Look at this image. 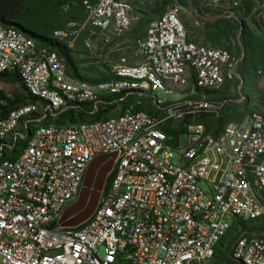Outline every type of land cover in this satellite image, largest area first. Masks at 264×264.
I'll use <instances>...</instances> for the list:
<instances>
[{"label":"built area","instance_id":"2783aa9c","mask_svg":"<svg viewBox=\"0 0 264 264\" xmlns=\"http://www.w3.org/2000/svg\"><path fill=\"white\" fill-rule=\"evenodd\" d=\"M136 1L68 2L66 9H81L85 17L53 31V39L70 47L86 34L87 56L113 75L108 80L73 77L57 51L0 24V72L17 74L36 98L0 114V264H206L230 230L237 235L233 264H264V221L260 234L250 224L264 218V90L240 123L230 119L219 128L196 121L201 112L218 114L225 104L246 100L243 56L193 40L175 1L135 37L131 54L112 59L94 40L129 34L138 21ZM238 3L228 1L222 15L240 21ZM238 35L234 47L242 46ZM234 79L240 80L236 98L201 96L226 84L233 91ZM157 89L183 97L164 100ZM144 96L153 113L127 102ZM118 103L123 110L116 117L31 130L70 110L95 115ZM191 115L195 122L185 121ZM174 117L184 119L173 125ZM18 140L25 144L9 157L6 148L15 149ZM111 152L117 154L111 178L91 216L58 226L90 162Z\"/></svg>","mask_w":264,"mask_h":264},{"label":"trees","instance_id":"16d2710c","mask_svg":"<svg viewBox=\"0 0 264 264\" xmlns=\"http://www.w3.org/2000/svg\"><path fill=\"white\" fill-rule=\"evenodd\" d=\"M81 1L82 0H79V2ZM169 1L170 0H159L158 2L154 4L153 3L150 4L149 10L146 11L145 13L140 12L141 17L129 35H131L132 37H136L140 35L142 36L144 34L142 31L144 26L147 25V23L151 19L161 16L165 12L166 7H167L166 5L168 4ZM228 1L233 2L234 0H228ZM182 3L185 5L188 4L187 0H182ZM193 3H195V8H196L197 0H193ZM28 4H29L28 0H0V24H3L5 26H12L24 32L26 35L32 37L37 43L48 46L49 48L57 51L64 58L65 63L71 75L77 79H83V80H88L91 82H96V81L108 80L112 78L113 75L109 71H107L104 67L99 68V73H98L99 75H97L96 77H87L85 74H82L79 69L78 63H77L78 58H77V55L75 54L76 49H73L72 47H70L66 41L53 39L52 37L50 36L48 37L44 34H43L44 36L38 35L37 32L32 28V26L30 25L28 21V18H30V16L33 17V13L29 10ZM226 6L227 5L218 7L217 9L214 8V9L220 15L224 13ZM236 7H237L236 9H240L241 12L243 11V14L241 15V18H240L241 22L232 17L230 18L220 17L215 22L212 23L214 25L213 26L214 29L212 30L213 32L211 36H209L210 35L209 33V35L207 34L206 37L209 38L210 40H217L218 42H221L223 40L221 44L227 45L228 43V45L221 46V47H225L228 50H230V52H233V53L237 52V55L239 57L243 56L242 62H245L244 68H245V71L247 72V75H249V65L251 64V62L246 61V52H247L246 44L247 43L245 42V40L247 38L248 33L252 34V31H250L251 28L246 22L247 21L246 16L250 15L252 17L253 22L256 24L258 29L263 34V38H257L255 34H252L253 47H254L253 64L255 66V74L253 75L252 78L255 82V77L258 76V70H260V68H263L264 70V17H263L264 0H239V3ZM197 10L199 13L202 12V10L198 9V7H197ZM209 10H210L209 8L206 9V11L208 12L214 11L213 9L212 11L211 10L209 11ZM222 20H227V23L223 26L221 25ZM231 23H234V27L236 28L234 32L235 38L237 35V31L239 32L241 31L240 41H241L242 46L237 44V46L234 47L231 43L232 40H230L231 37L229 38V34H228V32H230L229 30L232 25ZM56 29L57 28H55L54 30ZM239 73L242 76V78L245 80L244 76H247V75L242 74L240 70H239ZM0 78L8 80L9 82H18L19 87H20L19 91L18 90L14 91V93H12L10 96H7L2 90H0V98L2 100V102L0 103V114H6L10 112L11 110L21 105H24V104L36 102V98L28 94L24 84L21 83L17 74L9 73V72L8 73L0 72ZM233 81L235 83L233 91H231L230 84H226L223 88L217 91H204L203 93L201 92V96H204L213 101L215 100L221 101L228 97L236 98L238 95L237 85H239L240 80L234 79ZM246 100H247V103H246L247 105L248 97H246ZM111 106H106V107L101 108L97 114L91 115L90 117H88L87 114H84L80 111L70 110L60 115L59 117H57L54 123L63 124L68 121L75 123L78 121L99 120V119H102V116H104V114L110 110ZM235 107H236L235 102L225 104L223 108L219 110L218 115L215 116L213 114L214 115L213 117H209V116H203V114H199L196 118V121L206 123L209 126L212 123L213 124L215 123L220 128L225 122L232 119V115L235 110ZM135 109H144V110H147L148 112L153 113V110L149 108L147 105L146 106L136 105ZM61 120L63 122H59ZM47 123L48 122H45V124ZM166 130L168 132L175 133V134L178 132L170 128H167ZM24 144H25V141L18 140L15 149H13L17 151L13 152V154L9 155V157H15L20 152L19 151L20 149H18L17 147L23 146ZM110 178H111V175L109 176L107 180V184ZM232 245L233 244L227 247V251L225 252V255H224V257L228 258L227 264H233V261L231 260V258L228 257V253L230 252Z\"/></svg>","mask_w":264,"mask_h":264},{"label":"rangeland","instance_id":"374dc122","mask_svg":"<svg viewBox=\"0 0 264 264\" xmlns=\"http://www.w3.org/2000/svg\"><path fill=\"white\" fill-rule=\"evenodd\" d=\"M29 4H28V8L29 10L33 13V17L30 16V18H28V21L30 23V25L32 26V28L37 32L38 35H46V36H50L52 37L53 31L55 28H59L61 27V25L63 24V26H65V24L67 23L68 20L70 19H82L85 17V14L83 13V11L80 10H75L74 12L72 11V6H70L69 9H66L65 5L66 3L70 2V3H79V0H28ZM177 1L179 3L180 6V17L182 19V21L184 22L186 28L189 31V36L197 41L198 43L201 44H205V45H212V46H225L226 44H221L223 42V40L221 42H218L217 40H210L209 38H207V34L211 36L212 34V30L214 29V25L212 24L213 22H215L217 19H205L203 20L202 18L197 17V15L190 9L189 5H185L182 3V0H170L168 2V4L166 5L167 7H169L173 2ZM193 1V0H192ZM158 2V0H138L135 2L134 4V10H138L141 13H145L146 11L149 10L150 8V4H154ZM188 2V0H187ZM141 3V4H140ZM228 0H223L221 2H219L218 4L221 6H225L227 5ZM214 4V0H197V4H196V8L198 7V9H202L203 12H201L202 14H207L209 16L214 15L217 16L219 15V13H217V11L213 8L214 11L212 12H207L205 9H210ZM193 5L195 6V3H193ZM218 5V6H219ZM215 7L216 9L218 8ZM166 7V8H167ZM220 7V6H219ZM136 13V12H135ZM220 17H227L229 14H225L224 16H222V14H220ZM136 20V19H135ZM246 22L248 23V25L250 26L252 31V34H255V36L257 38H263V34L261 33V31L258 29V27L256 26V24L253 22L252 17L250 15L246 16ZM227 23V20H222L221 21V25H225ZM231 27H230V32H228L229 34V38L231 37L230 40L231 43L233 42V39L235 40V36H234V32L236 30V28L234 27V23H231ZM60 29V28H59ZM239 31H237L238 34ZM44 34V35H43ZM236 34V33H235ZM252 34L248 33L247 38L245 40L246 44V61L251 62V64L249 65V75H247V72L245 71L244 65L245 62H242L240 64V72L244 75L245 78V82H244V86L242 87V93L250 98L248 104L247 100L245 102H237L236 103V107L235 110L233 112L232 115V121L235 123H240L243 120H246L250 113L257 108L258 104H259V100H260V91L264 90V70L263 68H260L261 73H258V76L255 77V82L253 80V75L255 74V66L253 64L254 62V47H253V39H252ZM241 35V34H240ZM85 37V36H84ZM87 37V36H86ZM85 37V38H86ZM84 38V39H85ZM130 38V39H129ZM129 41L131 40V37L129 36ZM83 39V40H84ZM212 39V38H211ZM116 39H113L111 41L112 47H122V49L119 50H113L112 54H110V52H107L106 54H108L109 57H111L112 59H117L121 54H131L132 50L134 48V44L132 43V40L130 42H125L126 44L129 43V47L128 45L125 47V45H121V43L117 44L114 43ZM229 40V39H228ZM77 42V41H76ZM76 42H75V46H76ZM96 46L99 45H105V44H99V41H96ZM124 43V42H122ZM95 45V44H94ZM228 45V43H227ZM226 45V46H227ZM84 45H82V40L81 42L79 41V45L78 48L80 50V52H82L83 50V55L79 54L78 55V65H79V69L81 71L82 74H85L87 77H96L97 75H99V68L103 67V64L101 62H97L96 60L90 58L87 56V51L85 50V48H83ZM105 47H108L107 45H105ZM125 47V48H123ZM102 52V51H101ZM105 54V52H103ZM233 54L237 55V52H234ZM259 72V70H258ZM0 90H2L7 96H10L12 93H14V91L16 90H20L19 87V83L18 82H9L8 80L2 79L0 78ZM156 93L158 96L162 97L164 100H177L183 97V92H173L171 94H165L163 93L161 90L157 89ZM140 102V104L138 105H143V106H148L149 108L152 109V105H151V100L148 97H131L127 100L128 103H134V105H136L137 102ZM87 108H90V106L88 105ZM123 110V104L122 103H118L116 105H112L110 110L108 112H106L104 114V116H102V118H107V117H116L121 115ZM77 111V110H76ZM201 114H203V116H209V117H213L214 115H218L217 113H214L213 111H209V112H201ZM214 114V115H213ZM91 115H88V117H90ZM184 118H176L174 117V119L172 120V124L176 125V124H180L183 121ZM187 122L193 123L195 122L194 119V115L188 116L187 118H185ZM56 121V119H52V118H48L47 120L43 121V122H39V123H35L32 124L31 126V130H36L39 126L44 125L45 122L51 123L53 124ZM59 122H63L62 120ZM65 122V121H64ZM11 140L10 137L7 138V140ZM18 149H21V146L17 147ZM17 150H13V149H8L6 148V155H12L13 152H16ZM264 221V218H260L257 220H254L252 222H250V224L252 225L251 227L255 229V233L256 234H260L262 233V223ZM237 239V235L233 234V231H229L226 238L224 239V241L221 243V245L216 247V253L215 255L206 263V264H227L228 262V258L224 257L225 252L227 251V247L231 244H233ZM227 243L226 246L223 245V243Z\"/></svg>","mask_w":264,"mask_h":264},{"label":"water","instance_id":"95a60500","mask_svg":"<svg viewBox=\"0 0 264 264\" xmlns=\"http://www.w3.org/2000/svg\"><path fill=\"white\" fill-rule=\"evenodd\" d=\"M188 5L190 9L197 15V17L202 18L203 20L207 18L217 19L221 16L217 15L209 17L199 13L198 10L194 7L192 0H188ZM230 13L231 12H228V14ZM233 13L239 15L240 10H236V12ZM240 33L241 31L238 35L239 38ZM116 155V152L103 153L93 158L87 168L80 190V194L77 200L63 211L57 222L58 226H77L91 216L100 200L102 190L106 183L108 174L112 170ZM232 249L233 246L231 247L230 252L228 253V256L230 257Z\"/></svg>","mask_w":264,"mask_h":264},{"label":"crops","instance_id":"0c3cea01","mask_svg":"<svg viewBox=\"0 0 264 264\" xmlns=\"http://www.w3.org/2000/svg\"><path fill=\"white\" fill-rule=\"evenodd\" d=\"M142 1V0H141ZM159 1V0H158ZM141 4V3H140ZM220 7H221V5H219ZM218 6V7H219ZM195 7V6H194ZM217 7V6H216ZM213 8H215L214 6H212L211 8H210V10L212 11V9ZM197 9V8H196ZM200 9V8H199ZM202 10V9H201ZM206 10V9H205ZM209 10V11H210ZM136 12V13H135ZM202 12H203V10H202ZM208 12V11H207ZM134 13L138 16V21H139V19H140V17H141V13L136 9V10H134ZM203 15H205V16H209V15H207V14H203ZM212 16H214V15H211V16H209V17H212ZM138 21H137V23H138ZM66 25V24H65ZM64 26L62 25V27H59V28H63ZM145 27H146V25L144 26V28L142 29V31H143V33L145 34ZM58 28V29H59ZM130 34V33H129ZM129 34H127L125 37H123V38H121V39H117V40H115V42L114 43H116V45L117 44H119V43H121V45L123 46V45H125V47L128 45V47H129V43L128 44H126L125 42H130L131 40H132V43L134 44V48H135V37H132L131 35H129ZM143 34V35H144ZM86 34H82L78 39H77V42H76V46L74 45L72 48L73 49H76V51H75V54L77 55V58H78V55L79 54H81V55H83L84 56V50L82 51V52H80V50H79V48H78V45H79V41L81 42V40H82V45H84V38L86 37L85 36ZM142 35V36H143ZM85 36V37H84ZM129 36L131 37V40L129 41ZM141 36V35H140ZM127 38H129V39H127ZM84 39V40H83ZM96 41H99L100 43V45L101 44H105V45H107L108 47H105V45H101V46H99V45H97L96 46V43H95V47L99 50V51H102V52H105V54L107 53V52H110V54H112V51L113 50H119V49H122V47H112V45H110V44H112L111 42L110 43H105V42H103L102 40H100V39H95L94 40V42H96ZM122 42H124V43H122ZM125 47H123V48H125ZM84 48V47H83ZM133 48V49H134ZM107 55V54H106ZM79 66V65H78Z\"/></svg>","mask_w":264,"mask_h":264},{"label":"flooded vegetation","instance_id":"af4514ba","mask_svg":"<svg viewBox=\"0 0 264 264\" xmlns=\"http://www.w3.org/2000/svg\"><path fill=\"white\" fill-rule=\"evenodd\" d=\"M231 254V253H230ZM228 257H230V256H228ZM231 258V257H230Z\"/></svg>","mask_w":264,"mask_h":264}]
</instances>
